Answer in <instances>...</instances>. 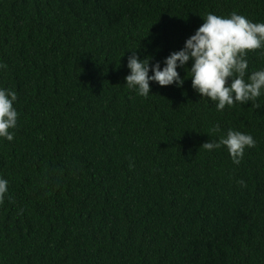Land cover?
<instances>
[{"label": "trees", "instance_id": "obj_1", "mask_svg": "<svg viewBox=\"0 0 264 264\" xmlns=\"http://www.w3.org/2000/svg\"><path fill=\"white\" fill-rule=\"evenodd\" d=\"M233 11L264 22V0H0L19 114L0 141V264H264V97L217 111L190 79L125 85L131 51L163 67ZM230 128L256 141L239 165L201 148Z\"/></svg>", "mask_w": 264, "mask_h": 264}, {"label": "clouds", "instance_id": "obj_2", "mask_svg": "<svg viewBox=\"0 0 264 264\" xmlns=\"http://www.w3.org/2000/svg\"><path fill=\"white\" fill-rule=\"evenodd\" d=\"M202 19V25L185 41L183 48L164 59L163 67L159 62L152 64L150 57L140 59L135 50L131 51L127 60L130 74L125 77L126 87L147 98L151 95L150 83L183 88L185 81L190 79L192 89L202 99L214 103L217 111L248 103L260 108L257 101L264 97V67L249 71L247 57L257 50L264 57V22H253L235 11L228 16L210 12ZM5 67L0 64V69ZM178 69L186 73L183 78ZM17 99L15 91L0 87V141L14 140L13 130L19 115L15 107ZM219 130L217 126L215 131ZM255 144L251 134L230 128L218 141L204 143L201 148L211 152L223 146L232 163L239 165L245 150ZM236 183L247 186L244 180ZM8 191V180L0 176V203Z\"/></svg>", "mask_w": 264, "mask_h": 264}]
</instances>
